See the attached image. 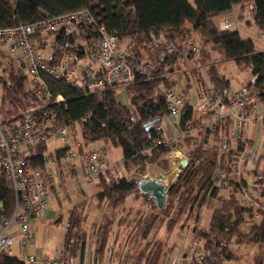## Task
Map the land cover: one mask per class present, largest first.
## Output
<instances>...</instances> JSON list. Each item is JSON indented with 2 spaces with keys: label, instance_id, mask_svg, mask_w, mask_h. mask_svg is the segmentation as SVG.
<instances>
[{
  "label": "trees",
  "instance_id": "obj_1",
  "mask_svg": "<svg viewBox=\"0 0 264 264\" xmlns=\"http://www.w3.org/2000/svg\"><path fill=\"white\" fill-rule=\"evenodd\" d=\"M251 1L255 4V11L253 21L248 23L253 22L260 30H264V0H0V27L30 23L50 15L89 8L100 23L118 32L121 41L130 40V53L139 60L151 58L160 52V47L153 51L146 49L155 40L164 37L174 41L180 38L183 42L192 38L194 32L199 34L200 41L195 40L198 52H190L185 56L183 45H180L168 59L167 64L170 66L167 69L155 73L150 79L139 78L126 87L137 117L130 106L117 100L115 88L86 94L64 81L47 78L53 97L62 94L66 98V107L54 105L47 108L55 112L51 132L69 126L77 136L79 127L86 143L103 140L106 144L120 147L124 166L130 171L155 162L160 155L169 152L162 145H157L162 134L157 125L168 114L164 89L173 86L165 74L179 67L175 65L178 59L185 56L205 66L212 86L222 93L230 90V81L220 72L216 61L220 58L235 60L240 68L249 69L255 76V81L249 85L255 91L256 99L264 101V47L258 48L251 38H242L237 30L220 29L215 21L234 6ZM213 52L219 57H214ZM11 79L12 85L3 88L0 104V111L9 119L20 117L26 107L36 102L27 88L23 72L15 75L12 71ZM192 113L193 109L187 105L182 115V125L192 119ZM152 120L158 121L151 125ZM187 142L192 141L189 139ZM47 149V142L35 148L37 157L32 160V165L44 164L43 153ZM63 151V148L58 149L59 155ZM220 151L217 147L208 148L202 144L194 148L188 165L181 168L178 180L170 188L165 207L149 219L140 218L137 221L136 238L139 239L134 242L138 244L147 239L154 227L164 225L168 235L165 239L148 241L134 255L135 264H161L172 248L169 238L178 224L184 226L191 219L196 221L201 207L205 204L210 207L216 200L220 204L213 208L209 226L200 228L198 234L209 256L202 261L192 260L191 264H225L226 261L239 259L243 255L235 250V245H259L263 248L264 214L260 215L258 222L251 223L248 231H244V226L253 221V209L241 206L235 194L226 199L218 197L220 190L213 188L216 167L220 165L226 168L232 159L226 161ZM99 180H102L101 190L96 194L99 204L108 201L115 208L121 206L131 194L143 201L148 196L138 190L137 179L123 178L109 185H106L103 177ZM235 190L239 192L238 186ZM15 204L12 183L0 176V217H11ZM85 207L86 202L78 203L68 217L64 238L66 247L72 241L77 249L83 250L85 247L88 233L83 229L81 214ZM61 219L60 216L56 222ZM110 226L111 222H108L98 227L95 241L97 257L103 256ZM263 260V251H260L256 255V263L263 264ZM0 264L26 263L17 256L1 255Z\"/></svg>",
  "mask_w": 264,
  "mask_h": 264
},
{
  "label": "built area",
  "instance_id": "obj_2",
  "mask_svg": "<svg viewBox=\"0 0 264 264\" xmlns=\"http://www.w3.org/2000/svg\"><path fill=\"white\" fill-rule=\"evenodd\" d=\"M245 10L253 16L254 2L236 5L227 12L220 22V29H231ZM258 38L264 42V30H260ZM180 45H183L185 56L199 50L193 38L182 42L180 38L169 41L162 37L147 46L152 51L160 47V52L139 60L123 49L118 32L100 23L89 8L0 27V87L12 85L8 72L16 68L25 74L29 90L36 98V102L26 107L18 118L0 115V176L12 183L16 197L13 215L0 217V256H17L26 264H75V257L66 246L55 256L26 251L35 238L30 221L48 216V203L54 194L55 167L59 162L62 170L78 184L100 177L109 183L112 177L116 181L126 178L123 161H113L105 147L74 146L69 126L57 130L60 141L65 145L63 153L45 151L44 164L32 165V160L37 157L35 148L47 142L52 135L55 112L47 108L54 105L66 107L64 95L53 97L47 78L64 81L86 94L126 88L139 78L150 79L155 73L167 69L168 59ZM192 68L202 67L195 64ZM191 79L195 86V77ZM255 94L249 84L222 93L207 83L197 89L193 99L192 107L198 113L196 124L188 122L181 125V116L188 105L187 97L173 87L165 88L168 116L179 131L175 136L167 126L158 123L157 128L162 134L157 145L171 153L196 127L205 126L214 132L224 129L232 118L235 122L233 133L238 135L253 119L257 103ZM130 108L137 117L136 108L133 105ZM202 117H207L205 124ZM245 149L239 151L226 168L216 167L213 188L224 190L235 184L239 189L240 205L252 208L254 215L260 216L264 214V169L258 168L255 151L248 157ZM184 158L189 160V154H184ZM247 175L250 180L246 179ZM14 227H17L15 234ZM193 231L197 234L196 230ZM15 246L21 249V255L16 253ZM208 256L198 245L175 255L170 264H191L192 260L202 261Z\"/></svg>",
  "mask_w": 264,
  "mask_h": 264
},
{
  "label": "rangeland",
  "instance_id": "obj_3",
  "mask_svg": "<svg viewBox=\"0 0 264 264\" xmlns=\"http://www.w3.org/2000/svg\"><path fill=\"white\" fill-rule=\"evenodd\" d=\"M193 1V0H190ZM225 13L221 15L218 20H216V23L220 25V22L224 18ZM248 21H253L252 15H250L246 10L244 11V15L239 18L237 22H234L230 30H237L239 31L242 38H251L255 42L258 48L264 47V43L261 42L258 38V34L260 32V29L256 24L253 22L251 24L248 23ZM192 38L196 41H200V36L197 32H194L192 35ZM130 40H122V46L123 49L127 52H131L129 49H127ZM263 43V44H262ZM213 56L217 57L218 54L216 52H213ZM186 58V57H184ZM182 59L180 62V69L185 70L188 69V71L192 72H199L203 73L200 68L193 69L194 64L188 63L186 60ZM219 65V70L221 73H223L227 78L230 79L231 87L232 89H236L241 82H247L252 73L249 69H242L239 67V65L236 63L235 60H224L221 61ZM8 72L11 78V72L13 71L15 75L20 74V71H18L16 68H11ZM178 83L176 85V89L178 91H182L186 85H188L191 82V79L188 80L186 77V74L182 71H180L177 75ZM12 80V79H11ZM27 88L29 89V86L27 85ZM3 88L1 90L0 87V104L2 102L1 95L3 94ZM116 98L117 100L126 106H131L130 97L128 94L127 88H119L116 90ZM0 115L3 117H6V114L3 111H0ZM168 115L165 116L162 121L167 123ZM169 127L171 130L174 129V125L169 122ZM73 134V133H72ZM77 135H79V127L77 128ZM76 135H74L75 137ZM65 145L62 144V142L59 139V134L56 132L54 135L51 136V138L48 140V151H53L59 147H64ZM187 148L183 147V152L181 151V154L176 158L173 159L171 156L170 151L166 154L160 155V157L155 161L148 163L144 167L140 168H133L130 171H127L126 178L127 179H140L141 177L148 176L152 178H159L162 174H170L172 172L174 164L177 163L178 167L180 168V159L183 158ZM175 152V150H174ZM112 153L114 156L121 155V149L120 148H114L112 149ZM177 171L180 173L181 170L177 169ZM177 172V174H178ZM170 179L169 183L167 185H171L172 183H176L178 179ZM101 181L98 179H94L91 182H83L84 191L80 189V185L75 182V179L69 177L65 181L63 180L62 183L64 185V188L61 189L59 193V197H51L48 203V210L55 211V215H58L62 217L61 221L56 222L55 218H44L45 220H31L30 225L35 230V245L31 248H29L31 251L35 250V248L41 249L44 252H51L53 248L56 245H60L61 242L64 240V234L65 230L67 228L68 223V217L78 203L86 202L85 210L82 214L83 221L82 226L85 231H87L88 236L89 233L91 235L96 236L98 232V227L100 225H105L108 222H111V230L108 235L106 248L115 247L116 249L120 246L119 249H121L122 252L127 251L130 253H134V255L139 251L141 248L145 246V244L148 241H154L156 239H165L168 235L166 227L160 226L154 227L151 231V234L147 237L145 241H143L141 244H138L134 242L138 230V226H136L137 221L140 218H147L149 219L151 215L155 213H159L160 209L156 207V203L154 199L147 194L146 200L143 201L142 198L136 199L134 198V195L131 194L127 197L125 202L118 207L113 208L108 201L102 202L99 204V200L97 196L95 197L93 193L98 190L101 187ZM116 180L114 177H112L110 183H114ZM106 185H109V182H106ZM172 182V183H171ZM98 200V201H97ZM217 205V204H216ZM210 208L213 209V206L208 207L205 209L204 212H202V215H199L200 224L196 220L193 227V222H190L191 224L182 226V228H185L183 230H196L197 235L199 234L200 227H208L209 226V212ZM255 216V215H254ZM252 218L253 221H250L247 225L244 226L243 230L248 231L251 223L255 221L260 220V216ZM57 217V216H56ZM181 222V221H180ZM193 227V228H192ZM180 228V224L175 228L173 234L171 235V238H169V243H173V240L175 239V234L181 236V234L185 231H183ZM0 231H1V225H0ZM182 232V233H181ZM199 236V235H198ZM139 239V238H138ZM137 239V240H138ZM88 240L89 237H88ZM87 240V241H88ZM197 242L203 247L204 241H201L199 237L196 238ZM89 244L90 241L87 242V248L86 250L89 251ZM198 244V245H199ZM203 244V245H202ZM30 246V245H29ZM254 256V254H258L261 247L259 245L252 246L251 248L247 247ZM246 248L245 250L242 249V251H248ZM264 249V246H263ZM17 247L15 246V251H17ZM240 250V249H239ZM106 252V251H105ZM226 264H253L252 258H246L244 256L240 257L239 259H234L227 261Z\"/></svg>",
  "mask_w": 264,
  "mask_h": 264
},
{
  "label": "crops",
  "instance_id": "obj_4",
  "mask_svg": "<svg viewBox=\"0 0 264 264\" xmlns=\"http://www.w3.org/2000/svg\"><path fill=\"white\" fill-rule=\"evenodd\" d=\"M193 1H191V2H193ZM234 8H235V6L232 9H234ZM219 18H221V17L220 16L217 17L215 19V21L218 20ZM131 48L132 47H127V49H129L130 51H131ZM146 49H147V47H146ZM184 57H182L181 59H178L177 62L175 63V65L177 64V65H179V67H177L176 70L173 71V72H167L165 74V76H167V79L172 82V84H173L172 87L173 88H175L177 83H178L177 75H178V73L180 71H182V72H184L186 74V77H187L188 80H190L191 78L195 77V86H193L191 84V82H190L181 91L187 97L188 105L193 109L192 103H193V99H194V97L196 95L197 89L199 87H201V86L206 85L207 83H212V81H211V79H210V77L208 75L207 68L205 66L203 67V65L198 64L195 60L184 58ZM182 59L186 60L188 63H192L194 65L195 64L200 65L202 67V68H200L201 71L202 72L204 71V72L203 73L194 72V74H193V72L188 71V69L181 70L180 69V62H181ZM221 61H224V60H221V58H220V59H218L216 61V63H218L220 65V63H222ZM181 63H183V62H181ZM227 79H229V78H227ZM229 81H230V79H229ZM254 81H255V76L251 75L250 79L247 82H241L240 85L236 89H232L231 83H230V89L231 90H237L242 85L249 84V83H252ZM205 82H206V84H205ZM117 89H119V88H117ZM1 90H2V88H1ZM197 117H198V113L195 112L194 109H193L192 119L190 121H188V122L196 124ZM206 118L207 117H202V119H201V121L204 124L206 123ZM168 119L169 120H167V123L163 122L162 120L160 121V123H162L164 126H167L170 129L169 122H171L174 125V129L173 130L170 129L171 133L173 135H175V136L178 135L179 128L171 121L170 118H168ZM181 119H182V116H181ZM181 119H180V122H181ZM234 125H235V122H234V120L232 118L230 120L229 125L224 127V129L217 130V131H214V132H212L210 129L206 128L205 126H198L192 131V133H191V135L189 137H185L183 139V141L178 143L177 147L174 150L178 151L181 154V151L183 150V147H186L187 150H186L185 154L188 153L189 157H190L191 151L194 148H196L199 145H201V144L204 145V147H208V148L213 146V147L219 148L221 150L220 152L225 157V160L229 161L239 151H242L244 148H246L245 149V153H246V155L248 157L250 156L251 152L255 151V157L258 160V168L259 169H264V101L257 100L256 107H255V110H254V113H253V119L251 120V122H249L246 125L245 130L242 131V129H241L238 132V135H236L235 133H233ZM55 133H52V135H54ZM71 133H73L72 129H71ZM243 138H245V139H243ZM189 139L192 141L191 143L187 142ZM241 140L245 141V142L242 143V142H240ZM72 141H73V145L74 146H76V144H81V146H85L87 148L105 147L109 151L111 159L113 161H120V162L123 161L122 150H121V155L114 156L113 153H112V149H113L114 146H112L110 144H106L103 140H97V141H94V142L86 143L82 139L81 134L79 132V135H77L75 137H74V134H72ZM246 143H247V145H246ZM47 144H48V141H47ZM61 148H64V147H59V148H57L55 150L58 151V149H61ZM114 148H120V147H114ZM45 151H48V149L45 150ZM182 159L183 158H181L179 162H181ZM59 163H58V166L55 167V175H54L55 187H54V194L52 195V197L58 196L60 191H61V189L64 188V185H63L62 181L63 180L65 181L67 178L71 177V175H68L67 173H65V171L62 170V167H61V165ZM246 179L250 180L251 178L249 177V175H247ZM79 185H80V189L82 191H84L83 184H79ZM235 189H236V185L235 184H231L226 189L220 190L219 193H218V197H221L222 199H226L232 194H235L236 197H239V192L236 191ZM100 190H101V187L98 190H96L93 193V195L96 197V194ZM138 199H140V198H138ZM219 204H220L219 201L216 200V201H214L211 204V206H213V208H214V207L219 206ZM208 207L209 206L207 204H205L203 207H201L200 211L197 214V220L199 219V215L201 216L202 212H204L205 209H207ZM212 210L213 209H211V208H210V211L208 210V212H209L208 213L209 214V221H210V217H211V214H212ZM55 214H56L55 211L48 210V216L44 217V218H46V219L47 218H55V221H57V219H59V217L61 215L58 216V215H55ZM254 217H257V216H254ZM44 218H35V219H32V220H45ZM190 222H193L192 224H193V227H194V223H195L194 219H191L187 224H185V225H187L186 227H188V225L191 224ZM256 222H258V221H256ZM198 223L200 224V219L197 222V224ZM67 226H68V223H67ZM180 228L182 230L185 229V228H182V226H180ZM33 230H34V228H33ZM183 231H185V230H183ZM34 232H35V230H34ZM65 232H66V230H65ZM173 232H172V234H173ZM13 233L14 234L17 233V227L13 228ZM150 234H151V232H150ZM96 236L91 235L90 233H89V236H87V240H88V237L90 239V240H88V241H90L89 251L86 250L87 242H88L87 240H86L85 247H84L83 250H81L80 248L79 249L75 248V244H73V243L66 247L67 249H69L70 253L75 257V264H135L134 253H132L131 251H130V253L127 252V251L122 252L121 249H119L120 246L117 249L115 247L105 248L106 252L104 251L103 256L97 257L96 256V242H95L96 241ZM175 236L176 237L173 240V243H171L172 244V248L169 251V253L167 254V256L164 258V260L162 261L161 264H170L175 255L179 254L180 252H184L185 250H190L192 247L198 246V244L200 243V242L198 243L197 240H196V238L199 237V236L197 234H195L194 231L191 230V229H188L185 232H183L181 234V236L176 235V234H175ZM64 238H65V234H64ZM170 238H171V236H170ZM145 240H142L141 242H143ZM139 244H140V242H139ZM29 245L26 247V251L28 253L47 254V255H50V256H55V255L58 254L59 249H61L63 246H65V240H63L60 245H56L51 252H44L43 250L38 249V248H35V250L31 251L29 248H31V247H33L35 245V241H33ZM199 246H201V245L199 244ZM248 247L251 248L252 246H248ZM235 248H236L235 250L240 255H243L246 258H252L253 264H257L256 263V255L257 254H254V256H253L251 251L249 249H247V247H244V246H238V245L236 246L235 245ZM245 248L248 250L247 252L246 251L245 252L242 251V249L245 250ZM17 249L18 250L16 251V253L18 255H21V249H19L18 247H17ZM262 249H260V251H263V255H264V249L263 250ZM137 252H139V251H137ZM226 262H225V264H226Z\"/></svg>",
  "mask_w": 264,
  "mask_h": 264
},
{
  "label": "water",
  "instance_id": "obj_5",
  "mask_svg": "<svg viewBox=\"0 0 264 264\" xmlns=\"http://www.w3.org/2000/svg\"><path fill=\"white\" fill-rule=\"evenodd\" d=\"M158 120H152L150 121V124L152 125L154 122H157ZM189 163V160L184 158L180 162V170L183 167H186ZM180 173L178 172L177 178H179ZM165 175L162 174L159 178H152L148 176L141 177L140 179H137V185L138 190L142 194H149L155 201L156 207L159 209H162L165 207V204L169 197V191L172 185L169 187L164 183Z\"/></svg>",
  "mask_w": 264,
  "mask_h": 264
},
{
  "label": "bare ground",
  "instance_id": "obj_6",
  "mask_svg": "<svg viewBox=\"0 0 264 264\" xmlns=\"http://www.w3.org/2000/svg\"><path fill=\"white\" fill-rule=\"evenodd\" d=\"M179 155H180V153H179L178 151H175V152L172 151L170 157H172L173 159H176ZM177 169H179V167H178L177 163H175L172 172H170V174H166V175H165L163 181H164V183H166V185H167V183H169V180H170V179H175V177L177 176V172H178ZM171 183H172V182H171ZM172 184H173V183H172ZM172 184H171V185H172ZM167 186H168V185H167ZM169 186H170V185H169ZM169 186H168V187H169Z\"/></svg>",
  "mask_w": 264,
  "mask_h": 264
}]
</instances>
